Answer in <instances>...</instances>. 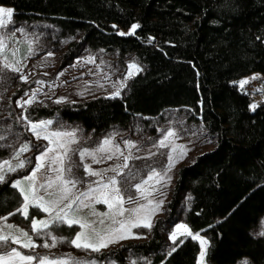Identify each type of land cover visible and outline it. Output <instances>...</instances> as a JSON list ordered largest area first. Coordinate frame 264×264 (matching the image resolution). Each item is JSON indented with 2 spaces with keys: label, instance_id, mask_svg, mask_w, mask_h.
Returning <instances> with one entry per match:
<instances>
[{
  "label": "trees",
  "instance_id": "obj_1",
  "mask_svg": "<svg viewBox=\"0 0 264 264\" xmlns=\"http://www.w3.org/2000/svg\"><path fill=\"white\" fill-rule=\"evenodd\" d=\"M16 21L46 20L62 35L120 60L135 56L145 66L120 96L39 108L40 115L80 123L91 135L128 128L138 117L150 126L171 108H187L215 147L183 165L177 175L166 219L152 235L97 255L113 264L130 257L153 264H196L200 245L192 237L168 255L163 224L184 212L193 232L209 241L212 264H264V236L254 234L264 216V102L236 81L264 73V0H0ZM132 24L135 34L119 35ZM115 26V27H114ZM260 37L261 39H257ZM0 154L2 150L0 149ZM21 192L11 179L0 182V216L24 220ZM74 235L76 226L59 225Z\"/></svg>",
  "mask_w": 264,
  "mask_h": 264
},
{
  "label": "rangeland",
  "instance_id": "obj_2",
  "mask_svg": "<svg viewBox=\"0 0 264 264\" xmlns=\"http://www.w3.org/2000/svg\"><path fill=\"white\" fill-rule=\"evenodd\" d=\"M0 6L13 9L7 5L0 4ZM120 32L129 33L130 28H122ZM0 38H4L7 46V62L19 61V64H14V67L19 68V72L5 69L3 67L6 62L5 56L0 54V149L2 150L0 165L5 160L9 161L12 167H16L19 161L24 162V167L17 168L16 171H9V166L4 165L3 169L0 170L4 175V181L11 179L12 185L19 181L20 188L17 189L21 194L22 189L28 190L29 182L25 177L29 176L32 170H35L37 156L50 146L49 141L43 138L37 139L30 125L49 120L52 121V124L48 126V132H75L76 134L77 143L70 145L72 151L69 152L64 161L65 170L69 167L72 169L70 174L65 171V175H71L73 179L80 181L72 190L73 197L87 191L89 187H96L97 185L93 181L107 182L108 178L115 176L116 173L105 170L117 166H121L120 170L123 172V175L117 176V179L120 181L119 187L125 197L130 194L138 196L134 185L147 179L153 169L161 174L167 173L160 182H157V179L150 181V185H155L153 198L162 202L161 208L152 217L150 229L132 228L127 233V238L119 239L117 242L109 244L108 247L102 248L99 252L76 248L70 241L75 238L78 232L86 231L81 229L78 224H73L77 229L74 235H70L69 231L64 233L56 230L57 226L68 225L67 223L52 225L48 229L50 235L38 236L32 231L31 220L33 218L49 220L50 224L52 222L49 213L34 207L33 205L38 201H33L30 198L27 218L20 212L24 216V220H14L11 215L0 216V235H17L20 241L17 244L9 242L6 247H0V254H4L11 248H16L23 255H31L37 258L46 257L56 261L68 260L69 264H113V258L110 257L102 261L97 255L131 241L138 242L149 239L157 220L167 217L168 203L172 198L180 168L192 163L198 155L213 150L215 147L214 140L200 122L189 119L191 112L187 108L168 109L161 118L152 120L150 126L145 125L143 120L138 117L134 124L128 128L114 127L108 132L98 135H91L80 123H70L63 120L57 113L50 116L40 115L41 110L39 108L42 106L50 107L55 104L86 102L101 96H111L117 91V88L122 95L127 90L130 80L140 72H133L129 76L128 66L136 64L141 71L145 66L132 55L125 60H120L116 55H110L102 49L94 50L86 44L75 47V42L79 40V36L62 35L57 28L46 20L30 23L16 21L13 14L7 25L0 27ZM22 76L27 77L26 83L21 79ZM241 81H247V83L241 86ZM236 83L240 89L253 97L251 106L256 105L255 109L260 102H264V73H251L241 77ZM33 93H35L34 97ZM30 98H32V103L24 104L23 108L18 106V103H23ZM57 100H61V102L57 103ZM255 109L252 108V110ZM169 130H174L176 133L175 137L169 138L171 147L176 148V152H171V147H154V145H158ZM106 139L111 141V146L106 147H111L112 151L104 153L96 151ZM26 145L28 146L27 150L21 151ZM128 145H135V147ZM51 147L55 148L56 145L52 144ZM117 147L123 156L115 152ZM84 149L95 152L96 160H99V163H95L89 156H85L81 160L79 153ZM181 150L186 153L183 157L179 155ZM170 152L174 159L171 161L172 167L169 170L168 154ZM109 155H112V159L107 158ZM129 155L131 158L127 161L128 167L123 168L124 156ZM84 165H88L91 171L102 173V177L89 175L85 172ZM45 175L54 178V173L47 171L46 161L45 169L37 173L35 180L36 188L39 189L38 195L44 194L40 185L44 183ZM28 194L31 197L30 191ZM140 202L143 203L144 201L141 200ZM22 206L23 203L20 208ZM125 207L130 208L135 207V205L125 204ZM95 209L97 212L108 211L107 205L102 203L95 204ZM88 213L89 209L84 208L78 215L87 216ZM88 218L89 220L97 219L93 216H88ZM177 224L186 225L193 236L198 234L200 238L208 241L205 246L206 254L203 262H201L199 252L196 264H212L207 258L210 245L208 237L202 232L196 233L190 229L183 211L179 213L174 222L166 221L163 224L167 235V252H171L172 248L175 247L169 236ZM8 225L12 226L11 230L7 228ZM22 232L28 233L35 244L34 248L21 246L25 242V238L20 235ZM259 232H264V216L258 227L254 229V234L258 235ZM188 237L192 236H178L177 244ZM53 238H56L54 247L51 246ZM197 241L199 242V240ZM45 243H48L49 247H44ZM247 261L252 264L249 260ZM130 263L153 264L151 258L135 255L130 257ZM32 264H39V260L34 259Z\"/></svg>",
  "mask_w": 264,
  "mask_h": 264
},
{
  "label": "snow or ice",
  "instance_id": "obj_3",
  "mask_svg": "<svg viewBox=\"0 0 264 264\" xmlns=\"http://www.w3.org/2000/svg\"><path fill=\"white\" fill-rule=\"evenodd\" d=\"M14 14V10L11 8H6L0 6V27H5L7 23L11 20ZM115 27V26H114ZM140 26L138 24H132L130 26V32L124 33L120 32L119 35H131L135 34L136 30ZM257 39H261L257 37ZM6 44L4 38H0V54L5 56V63L3 67L5 69H11L13 71L19 72L18 67H14V64H19V61H13L12 63L7 62L8 54L6 52ZM129 76L133 72H139L141 69L136 64H131L128 66ZM21 79L26 83L27 77L22 76ZM247 81H241V86L246 84ZM120 95V90L117 88V91L112 93L111 98L118 97ZM35 93H33V97ZM61 100H57V103ZM32 103V98L25 100L23 103H18V106L23 108L24 104ZM255 109L256 105L251 106ZM52 124V121H42L40 123H33L30 125L31 130L36 135L37 139L43 138L46 141H49V147L43 150V152L37 156V164L35 170L31 171V174L25 179L29 182L28 190L22 189L23 194V206L18 209L19 212H22L27 218L29 200L38 201L34 204V207L42 209L43 212L49 213L51 218V224L49 220H31V229L34 233L39 235H50L48 229L54 224L67 223L69 226L73 224H78L81 229L86 231L78 232L73 240L70 242L76 248L91 249L93 252H99L102 248H106L109 244L117 242L119 239L127 238V233L132 228L144 227L150 229L152 227V217L159 211L162 206V202L155 200L153 198V191L155 185L151 184L150 181L157 179V182L167 175V173L161 174L156 172L154 169L152 173L143 180L141 183H136L134 185L136 193L139 195H128L125 197L121 188L119 187L120 181L117 179V176L123 175V172L120 170L121 166L116 168L106 169L105 171H111L116 173L115 176L108 178L107 182L102 180L93 181L96 184V187H89L85 192H81L76 196H72V190L76 188V185L80 183L71 177V175H65L71 173V167L65 170L64 161L68 157L69 152L72 151L70 145L77 143L75 139V132H48L47 128ZM176 133L174 130H169L164 138L161 139L158 145L154 147L159 148H169L171 147L169 138L175 137ZM52 144H55L56 147H51ZM110 140H104L103 145L100 146L96 151L104 153L112 151ZM129 147H135V145H128ZM27 145L21 149V151L27 150ZM177 149L171 147V152H176ZM115 152H118L123 156V153L120 152L119 148H115ZM171 152L168 154L169 160V170L172 167L171 161L174 159ZM114 154V153H113ZM154 154V153H153ZM81 160L85 156H89L93 159L95 163H99V160H96V153L90 152L87 149L80 151L79 153ZM181 157L185 156L186 153L181 150L179 152ZM19 156V153H17ZM112 159V155L107 157ZM129 156H124L123 168L128 167L127 161L130 159ZM45 161L47 162V171L54 173V178L52 176L45 175L44 183L40 185V188L44 190L43 195H38L37 192L39 189L36 188L35 180L37 173L45 169ZM4 165L9 166V171H16L17 168L24 167V162L19 161L16 167H12L10 162L5 160L2 165H0V170L3 169ZM85 172L91 176H100L102 173L91 171L88 165H84ZM4 181V175L0 171V182ZM13 187L20 188V182L17 181ZM28 191L31 192V197L28 194ZM144 202L141 203L140 201ZM66 202V203H65ZM105 204L107 205L108 211L106 212H97L95 209V204ZM125 204L135 205V207L126 208ZM84 208L89 209L87 216L78 215ZM88 216L97 217L95 220H89ZM107 221V223H106ZM9 230L12 229L11 225H8ZM21 236L25 238V242L21 245L22 247L34 248L35 244L32 242L31 237L27 232L20 233ZM192 236L193 239L199 240L201 245L200 258L201 262L205 257V246L208 244L207 240L200 238L197 234L193 236L191 231L184 224H177L175 230L171 232L169 239L175 247L172 248V252L176 251L179 247L177 244L178 236ZM259 236H264V232H259ZM9 242L12 244L19 243V237L17 235H0V247H6ZM56 243V238H53L51 246L54 247ZM182 244L183 241L181 240ZM44 247H49L48 243L43 245ZM172 252H169L168 255H171ZM34 259L39 260V264H69L68 260H50L49 258H37L31 255H23L16 248H11V250L6 251L4 254H0V264H32ZM241 264H249L245 259L241 261Z\"/></svg>",
  "mask_w": 264,
  "mask_h": 264
}]
</instances>
